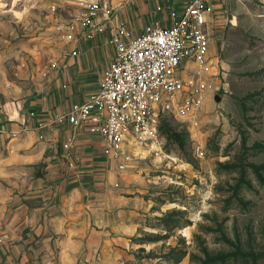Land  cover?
Listing matches in <instances>:
<instances>
[{
    "label": "rangeland",
    "instance_id": "374dc122",
    "mask_svg": "<svg viewBox=\"0 0 264 264\" xmlns=\"http://www.w3.org/2000/svg\"><path fill=\"white\" fill-rule=\"evenodd\" d=\"M218 1L193 71L205 87L182 96L198 124L162 114L159 147H133L122 169L111 158L76 201L56 197L20 225V205L47 201L30 189L59 179L44 158L25 161L28 132L8 123L20 110L36 126L27 99L51 83L86 0H0V264H264V0Z\"/></svg>",
    "mask_w": 264,
    "mask_h": 264
},
{
    "label": "built area",
    "instance_id": "2783aa9c",
    "mask_svg": "<svg viewBox=\"0 0 264 264\" xmlns=\"http://www.w3.org/2000/svg\"><path fill=\"white\" fill-rule=\"evenodd\" d=\"M212 4L210 0H185L179 7L174 2L157 4L156 10L166 16L132 34L123 21L111 23V0H86L85 10L65 24L64 36L72 40L78 26L103 31L104 22L96 20L101 13L111 25L108 42L114 47L113 58L95 92L73 102L64 113L40 115L36 127L43 129L54 122H66L74 129L84 126L101 137V153L122 169L133 147H159L162 114L183 116L196 126L198 120L188 114L182 96L187 90L194 94L205 87L193 71H200L211 52ZM74 137L72 132L63 148L69 149Z\"/></svg>",
    "mask_w": 264,
    "mask_h": 264
},
{
    "label": "crops",
    "instance_id": "0c3cea01",
    "mask_svg": "<svg viewBox=\"0 0 264 264\" xmlns=\"http://www.w3.org/2000/svg\"><path fill=\"white\" fill-rule=\"evenodd\" d=\"M151 1L149 3V0H111L113 8L110 15L111 23L116 24L123 21L129 26L130 32L135 34L146 23L166 16V12L156 10L157 4L165 6L166 3L177 0ZM178 2V6H180L184 1ZM210 2L213 3V11L217 4H221L218 0H210ZM213 11L210 12L209 16L212 15ZM96 20L104 22L103 31H97L92 27L82 28L78 26L74 38L67 42L64 55L58 60V68L54 72L47 89L44 92H36L27 99L26 105L29 109H35L36 115L39 117L49 113H64L73 102L85 100L98 89L99 78L113 58L114 47L108 42L110 22L103 18L101 13L98 14ZM72 50L76 53H72ZM12 117L15 120L8 123L11 129L20 130L21 134L28 132L20 141L24 150L25 161L35 162L44 158L48 178L59 179L54 184H48L44 187L36 185L34 189H30L34 193L29 194L28 197L41 196L47 201L45 204L39 205V203L30 207L27 204L20 205L19 210L25 211L26 214L19 216V219L16 218L13 221L14 224L23 225L25 223L27 225L34 223V221L36 223L39 220L38 213L40 212L38 210L40 208L47 206L51 209L56 197H60L62 202L68 198L76 201L79 196L83 195L84 191L90 189L98 175L107 174L106 172L113 170L111 167L113 160L101 153V137L88 133L84 126L74 129L66 122H54L46 125L43 129H38L33 126L35 118L29 123L28 118L26 120V116L20 110H15ZM37 131H41L44 138L35 142L33 135L35 136ZM72 132H75V137L70 148H63V142L67 141ZM69 160L73 162V165L68 166ZM65 175L71 178L72 185L69 193L65 191V179L62 177ZM74 180L83 182H74L73 185ZM50 192L53 193V196ZM41 225L42 223H40ZM12 230L14 229L11 227ZM14 232L18 233L15 230Z\"/></svg>",
    "mask_w": 264,
    "mask_h": 264
},
{
    "label": "trees",
    "instance_id": "16d2710c",
    "mask_svg": "<svg viewBox=\"0 0 264 264\" xmlns=\"http://www.w3.org/2000/svg\"><path fill=\"white\" fill-rule=\"evenodd\" d=\"M167 135L175 140H178L179 138L178 134L175 131L171 130L170 128H168Z\"/></svg>",
    "mask_w": 264,
    "mask_h": 264
}]
</instances>
